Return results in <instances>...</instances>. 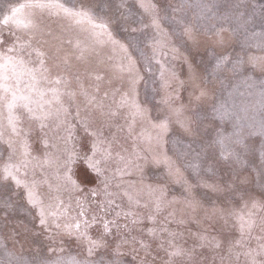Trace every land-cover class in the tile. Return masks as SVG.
I'll use <instances>...</instances> for the list:
<instances>
[{
  "label": "rangeland",
  "instance_id": "374dc122",
  "mask_svg": "<svg viewBox=\"0 0 264 264\" xmlns=\"http://www.w3.org/2000/svg\"><path fill=\"white\" fill-rule=\"evenodd\" d=\"M26 2L0 0V35L8 44L16 36L28 38L27 33L2 24L13 7ZM61 2L77 10L83 7L107 29H96L104 33L97 42L89 34V25L36 10L33 46L48 51L49 65H58L55 71L71 80L77 95L70 101L64 97L66 111L58 119L45 121L43 128L21 118L19 135L7 125L6 112L0 113V168L10 157L13 163L22 158L20 142L26 140L32 160L27 178L47 180L37 189L45 204L58 203V196L68 212L42 226L22 188H16L15 182L10 189L0 188V264H73L86 258L93 264L101 260L104 264H168L166 253L176 246L190 255L173 257V264H246L243 252L256 248V237L264 235L259 227L264 213L256 216L257 226L244 248L230 251L227 243L217 248L200 237L224 241L231 234L239 239L236 220L228 213L243 209L246 202L250 206L253 200L264 201L261 138L246 140L253 145L249 151L237 148L239 159L227 154L233 134L247 136L252 120L264 115L259 105L264 87V0H143L155 5L159 29L142 26L150 24V13L140 7L141 0ZM186 27L191 28V38L185 34ZM107 32L119 43H111ZM129 57L134 65L131 72ZM97 75L102 79L97 80ZM81 85L87 97L79 93ZM201 90L206 95L201 96ZM91 97H95L93 103L88 102ZM133 100L148 110V119L132 115ZM121 101L126 102L124 107H118ZM170 108L181 109L182 115L177 117ZM165 116L170 119L169 130L157 145L152 124ZM186 118L190 131L176 122ZM97 131L102 133L97 158L104 150L110 156L102 160L99 175L78 159L73 179L79 189L73 190L57 178L56 164L43 163L46 154L59 161L66 152L91 156ZM221 137L225 147L216 142ZM161 153L173 162L171 172L167 164L154 162ZM150 189H157L153 196ZM156 196L165 202L158 213ZM80 211L85 213L81 219L115 221L92 257H88L87 243L63 228ZM118 212L122 214L117 216ZM127 212L137 215H123ZM148 215H154L156 222L149 221ZM149 228L156 233L150 234ZM102 232V223L89 229L94 239Z\"/></svg>",
  "mask_w": 264,
  "mask_h": 264
},
{
  "label": "snow or ice",
  "instance_id": "6c2138e0",
  "mask_svg": "<svg viewBox=\"0 0 264 264\" xmlns=\"http://www.w3.org/2000/svg\"><path fill=\"white\" fill-rule=\"evenodd\" d=\"M140 7L143 8L146 12L150 13V24H143L144 28L152 27L154 29H159V20L155 12V5L145 4L141 0ZM36 10L44 11L47 10L51 15H60L63 14L67 19L71 20L74 24L84 26L85 24L90 26L89 34L94 39L103 35L104 33L97 32L96 29H107L106 24H97L95 23L90 12L83 7L77 10L74 7H68L61 0H27L26 3L20 4L18 7H13L11 9V15H5L2 20V24L5 26H12L17 31L25 32L28 34L27 39H21L19 36H16L15 40L8 44L4 40L3 36L0 35V113L6 112L7 125L11 128L12 133L19 135L18 125L21 122V118L26 120L29 124L38 123L41 128L45 127V121H48L51 118H59L62 112H65L64 108V97H68L69 101L71 98L77 95L76 91H73L71 88V80L63 73L55 71L58 68V65H49L48 60L50 59L49 53L46 50H43L41 47L33 46V41L31 34L37 29V25L34 22V16ZM12 27H9L10 35L15 36V32L12 31ZM89 30V29H85ZM136 31V29H133ZM185 34L189 35L191 38V28L186 27L184 29ZM108 40L113 44H118L119 42L112 37L110 32H107ZM219 36V32H217ZM222 43V38L219 41ZM77 48H80V42H77ZM120 47L126 52L127 49L124 45ZM83 55V50H81V56ZM55 54H53V58ZM225 60L227 57L224 58ZM254 61L255 58H252ZM65 65H67V59L64 60ZM134 69V65L131 62L129 57V66L128 70L131 72ZM79 81V77H76ZM97 80L102 79L99 75L96 77ZM79 93L81 95L88 96L86 90L83 89L82 85L80 86ZM107 95V93H105ZM201 96L206 95V93L201 90ZM260 101L259 105L262 110H264V87L260 90ZM199 99V97H197ZM95 97H91L88 102L93 103ZM125 101H121L118 107H124ZM134 111L132 115L139 116L142 119H148V110L141 108L134 100L129 105ZM170 110L177 116L182 115V110L171 109ZM115 113H113L114 115ZM157 122L152 124V127L156 130V137L154 138L157 142V145L163 139L164 133L168 132L170 119L168 116H165L163 119L156 118ZM177 123L180 124L181 128L185 131H190V120L186 119H177ZM131 125L129 129L131 131ZM250 131L247 136L240 134H233L234 139H231L230 146L227 147V154L236 156L238 159L240 157V152L237 151V148L243 151H249L253 147L246 143V140L249 137L259 136L262 143H264V115L261 116L259 121L255 119L252 120L249 125ZM97 137V143L92 145V155L84 157H79L75 152H66L62 161H59L58 158H53L51 155L46 154V159L44 164L52 166L53 164L57 165V178L63 181V184L67 187H70L73 190H78L79 185L76 180L73 179V167L77 164L78 159H83L84 163L87 165V168L91 171L99 174H102L101 163L102 160L110 156V152L104 150V155L99 159L97 156L100 154L99 144L102 143V133L97 131L93 133ZM2 136V133H0ZM221 144L222 147H225L224 139L221 137L217 141ZM9 147H12L11 141L8 142ZM21 159L18 162L13 163L11 157L9 161L0 168V188L11 187V182H15L16 188H22L24 190V196L27 199V203L30 204L34 209L37 210L39 224L47 227L49 223H55V220L61 216H65L68 212V209L64 206L63 201L59 200L57 196L55 199L58 203H48L45 204L44 200L41 197V194L38 193L39 183H47V180L37 181L35 179L29 180L27 178L28 173L27 169L32 163V160L29 159V145L26 140L20 142ZM264 152V149H262ZM224 155V153H221ZM35 159V158H33ZM154 162L165 163L168 165L171 172L173 162L170 161V158L166 154L161 153L158 157H154ZM39 164V161H37ZM42 166V165H40ZM22 169H24L22 173ZM177 173L179 169L175 170ZM62 172V175H61ZM186 183V182H185ZM51 187V185H49ZM213 190H216L215 186ZM59 190V185L57 186V191ZM157 189H150L149 195L153 196ZM13 192L8 191V198L11 197ZM130 201L132 197H129ZM109 203H113L110 201ZM135 204H139V200L134 201ZM5 206L7 201H5ZM165 206V202L161 197L156 196L154 199V208L155 212H160ZM147 207V204L145 205ZM246 210V211H245ZM223 212V210H220ZM259 213H264V201L257 202L253 200L249 206L246 202L241 210H231L228 215L233 216L236 220V228L240 234V238L236 239L231 234H228L225 237L224 241H216L215 238L209 240L205 236H201L200 239L206 243L214 244L215 247H222L224 243H227L229 250L231 251L234 247L240 246L244 248L246 238L251 234L256 224V216ZM122 213L118 212L117 216H120ZM125 216H135V212L123 213ZM85 217V213L80 211L78 217H73L70 222L64 223L63 228L70 236H75L80 240H83L87 243V253L88 257L94 255V250L101 247V241L104 238V233L109 232L110 225L115 224V221H97L95 217L89 219H81ZM51 218V220H50ZM149 221L153 223L156 222V217L154 215H148L146 217ZM136 220H133V223H136ZM102 223L103 232L99 234V239H94L89 235V229L93 224ZM57 228L61 227V224H56ZM262 232H264V216H261V223L259 225ZM147 231L150 234H155V228H149ZM162 232H168L167 228H161ZM169 236L175 237L176 233L169 232ZM258 244L256 248H248L243 252V255L247 258L246 264H264V235L256 237ZM172 241H169L171 245ZM169 257L168 264H173L172 258L184 255H190L185 249L176 246L172 251L166 253ZM239 255V253H237ZM73 264H93V261L85 259L84 261H73ZM99 264H104V261L101 260Z\"/></svg>",
  "mask_w": 264,
  "mask_h": 264
}]
</instances>
